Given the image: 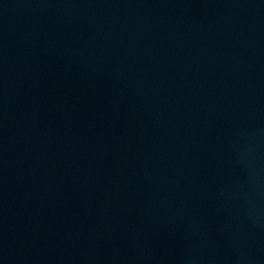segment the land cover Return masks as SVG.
<instances>
[{
	"label": "water",
	"instance_id": "1",
	"mask_svg": "<svg viewBox=\"0 0 264 264\" xmlns=\"http://www.w3.org/2000/svg\"><path fill=\"white\" fill-rule=\"evenodd\" d=\"M0 264H264V0H0Z\"/></svg>",
	"mask_w": 264,
	"mask_h": 264
}]
</instances>
